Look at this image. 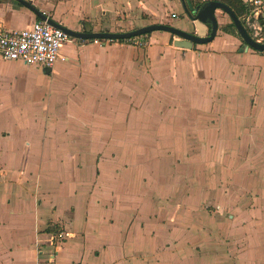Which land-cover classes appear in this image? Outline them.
<instances>
[{"label": "crops", "instance_id": "crops-1", "mask_svg": "<svg viewBox=\"0 0 264 264\" xmlns=\"http://www.w3.org/2000/svg\"><path fill=\"white\" fill-rule=\"evenodd\" d=\"M26 1L55 23L75 32L91 28L92 32L123 33L153 24L172 25L170 16L174 15L165 8H153L154 0ZM242 1L248 3V0ZM261 1L264 4V0ZM177 2L183 6L181 0ZM170 9L173 11L174 8ZM218 12L221 11H215L216 19ZM36 21L39 19L33 13L15 1L0 0V31L29 29ZM259 22L251 19L248 25L254 30ZM224 23L225 20L222 26ZM222 26H219L212 42L193 46L191 50L174 47V38L168 33L153 32L142 37L145 39V49H99L93 46L95 44L92 40L79 42L72 39L80 45L77 46L72 40L66 42L60 50L65 61L57 62L52 69L0 59V141L6 145L8 153L13 151L11 143L15 140V134L28 133L22 126L35 117L40 122L45 118L47 121L52 119L53 125L58 124L63 129H48V133L42 132L43 135L74 137L47 145L48 136L43 140L25 136L20 145L25 152L18 158V163H13L12 158L0 162V264H166L161 256H168L167 253H171V258L180 264L185 263L189 258V248L194 246L190 243L183 245L180 238L182 233L189 234V210L158 209L169 215L168 222L177 225L179 229L175 234L171 233L172 238L168 236L163 245L154 250L147 241L141 246L138 231L147 222H154L151 217V220H147L142 215L153 211L149 209L151 202L141 208L138 191L128 193L136 197L137 205L127 220L129 222L124 224L118 215L123 210L122 204L127 202L119 200L124 195L115 185L116 179L122 174L116 170H121L122 166L116 161L110 167L104 164L98 188L92 181L95 161L87 164L85 153L94 148L96 142H93V138L97 136V127L101 132L99 136L109 134L106 126L101 129L100 124L93 123V119L113 118L120 125L118 128L110 127V135H113L118 130L122 133L124 130L133 131L137 128L133 124L134 120L155 119L157 115L163 114L160 111L154 114L140 111L137 107H141V104L147 109L156 104L160 108L171 106V109L177 105L178 109L182 104L186 110L189 104L198 110L205 106L209 97L215 95L202 88L205 79L219 83L217 87L223 79L230 83L228 94L233 100L231 108L241 111H236L233 119L243 118L247 122L245 127L237 128L240 130L238 133L230 132V150L253 153L245 164L257 169V183H264V53L251 49L240 53L242 41L224 33ZM177 29L188 31L187 28ZM252 35L257 41L264 42L262 36L255 38L258 32ZM198 50L203 52L197 55ZM78 57L79 64L75 63ZM95 60L99 63L95 64ZM160 89H166L169 93L174 89L175 101L172 96L161 98L156 95ZM178 94L189 95L190 102L185 103L177 97ZM77 97L81 104L75 106L79 100ZM83 103L87 106L99 103L101 112L91 111L87 106L83 107ZM111 103H117V106L107 116L106 105ZM19 104H23L24 109L19 108ZM33 104H43V109L48 110L47 115L53 113L52 116H43L41 120L36 114L27 113L25 106ZM121 104H125V110L120 109ZM69 106L75 107L70 111ZM177 109H173L174 112ZM11 112L16 114L14 118L9 117ZM43 113L45 115L46 111L43 110ZM85 116L90 117L89 120ZM80 137L84 138L82 143ZM58 144L66 146L63 150L67 151L66 156L72 161L73 169L79 176L60 179L53 173V169L59 167L55 160L48 164L36 160L32 162L35 165L27 166L28 148L36 147L41 153L44 147L54 146L52 148L61 151ZM210 145L211 150H216L220 143L215 141ZM77 151L84 156L80 162L75 155ZM79 163L83 165V170L78 169ZM87 169L90 179H87ZM61 188H64L70 199L66 207L59 204ZM40 198L49 201L45 208ZM154 205L157 207L158 203ZM263 213L257 219H253V211L244 213V223L240 224L241 229L238 230L243 233L241 240L236 238L235 233L225 237L228 248L226 253H231L228 256L230 264H264ZM152 218H157V214L153 213ZM155 233L152 231L151 235ZM255 233L260 235V254L252 252V247H255L252 234L255 236ZM241 248L244 249L243 254H238Z\"/></svg>", "mask_w": 264, "mask_h": 264}, {"label": "rangeland", "instance_id": "rangeland-1", "mask_svg": "<svg viewBox=\"0 0 264 264\" xmlns=\"http://www.w3.org/2000/svg\"><path fill=\"white\" fill-rule=\"evenodd\" d=\"M154 1V4H152L153 8L161 10L165 8L170 14L174 13V17L176 16V18L170 16L172 25L169 26L187 28L188 31L186 32H193L191 21L186 17L184 7L178 4V0H167L168 3L164 0ZM170 8H174L173 11ZM217 15L219 26H222L223 20H225L224 25L230 23L229 17L224 13L218 12ZM246 25L247 27L249 26L247 21ZM248 29L254 34L255 30L251 26ZM260 36L264 37L262 30L258 32L255 38ZM72 41L77 46L80 45L78 41ZM93 46L99 49L116 47L122 50L145 49L146 47V45L141 48L112 45L106 47ZM201 52L203 51L198 50L196 54L198 55ZM75 63H80V57ZM94 63L97 64L99 62L95 60ZM203 84L204 87L202 88L216 95L209 97L205 102V106H201L202 108L200 107L197 110L188 104L186 110L182 104H180L178 109L177 105H174L171 109V106H162L160 108L156 104L155 107L147 109V107H143L144 104H141V107H137L140 111L143 110L145 113L153 114L160 111L163 114L161 116L157 115L155 119L140 118L137 121L134 120L133 124L137 128H134L131 132L124 130L122 133L121 130H118L113 135H110V127L120 126L117 125L113 118L107 117L106 120L103 118L99 120L93 119V123L96 125L100 124L99 127L101 129L106 126L109 134L99 136L101 132L97 127L98 131L95 132L97 136L93 138V142H96L93 144L94 148L86 151L85 155L87 164L95 161L92 181L94 182L93 185L98 188L100 187L99 179L104 169V164L110 167L112 162L116 161L120 164L119 166H122V168L120 167L121 170H116L117 173L121 171L122 174L119 179H116L115 185L119 192L124 195H121L122 197L119 200L124 199L127 204H122L123 210L119 212L120 214H116H119L118 216L124 224L129 222L127 220L132 216L137 205L136 197L130 196L128 193L133 190L138 191L141 208H143L144 204L153 202V204H149V209L153 211L142 214L145 219H153L154 222H147V225L138 231L141 246H143L144 241H147L154 250L158 246L163 245L164 240L168 236L172 238L171 233L175 234L174 232L179 229L177 225L175 226L173 223L168 222L169 215L165 212L161 213V210L158 209L184 210L187 208L189 210L188 221H190L189 234L185 235V233H182L180 238L183 245L190 243L194 246L192 248L188 247V251L191 254L188 252L189 258L183 264H230L228 256L231 253L229 255L226 253L228 248L226 247L227 239L225 237L228 234L232 235L235 233L236 238L241 240L243 233L238 232V230L241 229L240 224L244 223L242 222V219H245L244 213L253 211L255 213L253 219H257V216L264 211V183H257L258 170L245 164L246 159H249L253 153L230 150V145H232L230 132L238 133L240 130L237 128L245 127L247 124L243 118L233 119V115L238 109L231 108L233 100L230 99V94H228V84L230 83L227 79H223L220 86L217 87L219 83L215 84L211 79H205ZM159 91L156 95L161 98L163 96H172L173 100L176 98L174 89H171V93L166 89H160ZM181 96L177 95L185 103L190 102L191 97L189 95ZM78 99L75 106L81 104L80 98ZM177 102L179 101L177 100ZM22 105L19 104V108L24 109ZM75 106H69L68 109L71 111ZM86 106L83 103V107ZM100 106L99 103H91L87 107L91 111L100 113ZM116 106L117 103L106 105L107 116L115 110ZM121 106L122 108L120 109L125 110V104H121ZM25 109L27 113H34L41 120L43 116L48 117L49 115L50 117L53 114L49 113L47 115L48 110L47 108L43 109V104L27 105ZM154 109H156L155 112ZM173 109L177 110L174 112ZM43 110L46 111L45 115ZM194 110H196V113H194ZM238 112L241 113V111ZM14 115L16 114L11 112L9 117L14 118ZM85 117L86 120L90 118ZM182 117L184 119H181ZM52 122V119L47 121L46 118L43 122H40L36 117L25 122L22 128L27 130L28 133L15 134V140L11 143L13 147L11 154L8 153L6 145L0 141V162L8 161L9 158H12L13 163H18V158L22 157L24 151L20 147L22 144L21 139L26 138L25 136L37 140L45 139L48 136L47 145L60 143L62 139L71 140L74 138L73 136L43 135V133H48V129L63 130L60 125H53ZM168 129L170 130L168 131ZM234 129H236L235 132ZM183 134H187V136H183ZM80 139L82 143L84 138L80 137ZM215 141H218L220 146L216 150H211L210 144ZM17 142L18 144L16 145L15 143ZM28 142H31V140L28 139ZM105 144H108V146ZM58 145L61 151L52 148L54 146L44 147V149L40 150L41 153L37 151L36 147L28 148L26 158L31 163L28 165L27 162V166L35 165L32 162L36 160H41L43 164H48L51 160H55L59 163V167L53 169L54 175L65 180H68L71 176H79L73 169L72 161L66 156L67 151L63 150L66 146ZM70 155L72 156V153ZM75 155L79 162L82 161L84 157L82 152L77 151ZM60 159H62V162ZM78 165V169L83 170V165L81 163ZM45 167H48V165ZM87 170V179H90L89 169ZM92 191L95 190L93 189ZM48 202V200L44 201L41 199L43 208ZM69 203L70 199L66 196L64 188H61L59 191V204L62 207H66ZM156 203H158L157 207L154 205ZM153 213L157 214V218H152ZM232 223L237 226H233ZM152 231H156L154 236L151 235ZM253 234L255 247H252V252L255 251L260 254V235L255 233L254 236ZM222 241L225 242L223 243ZM201 246L203 248L199 249L198 247ZM243 251V248L239 249L238 254H243ZM167 255L163 254L161 256L166 264H180L175 258H171V253H167Z\"/></svg>", "mask_w": 264, "mask_h": 264}, {"label": "water", "instance_id": "water-1", "mask_svg": "<svg viewBox=\"0 0 264 264\" xmlns=\"http://www.w3.org/2000/svg\"><path fill=\"white\" fill-rule=\"evenodd\" d=\"M22 7L28 9L33 15L41 21H46L50 26L60 29L71 39L78 40L79 42L91 41L94 39H115L124 40L133 37H140L153 32H165L170 34L174 39L172 45L176 48L191 50L193 46L204 45L212 42L219 30V24L215 16V11L220 10L222 13L227 15L230 21L233 23L237 34L242 41V48L239 52L242 53L248 49L264 53V43L257 41L251 37L241 22L238 20L236 15L226 5L219 2H207L201 7L193 8L189 0H185L188 10L185 8L183 3L186 17L191 21L192 29L194 34L186 32L175 27L166 24H153L131 31L123 33H110V32H92L91 28L87 31L75 32L61 25L55 23L53 20L48 18L46 15L41 13L32 3L26 0H13ZM208 26L210 27V33L207 35ZM262 29V27H261Z\"/></svg>", "mask_w": 264, "mask_h": 264}, {"label": "built area", "instance_id": "built-area-1", "mask_svg": "<svg viewBox=\"0 0 264 264\" xmlns=\"http://www.w3.org/2000/svg\"><path fill=\"white\" fill-rule=\"evenodd\" d=\"M247 6L249 9L248 23L251 19L259 21L264 18V4L261 0H248ZM254 30L261 31L260 24ZM71 40L60 29L50 26L46 21L39 20L34 22L29 29L0 31V59L52 69L57 62L65 61V58L60 55V50L66 42ZM92 42L99 47L112 45L141 48L145 46V40L141 36L124 40L94 39Z\"/></svg>", "mask_w": 264, "mask_h": 264}, {"label": "trees", "instance_id": "trees-1", "mask_svg": "<svg viewBox=\"0 0 264 264\" xmlns=\"http://www.w3.org/2000/svg\"><path fill=\"white\" fill-rule=\"evenodd\" d=\"M182 3L185 4V8L188 10V6L186 5L185 0H181ZM219 2V3H223L224 5H226L230 10L233 11V13L236 15V17L238 18V20L241 22V24L243 25V27L245 28V30L247 31V33L252 36L251 31L248 29L247 25H246V21L247 18L249 17V9L247 4H245L242 0H189L191 6L193 8L195 7H201L202 5H204L207 2ZM260 22V26L262 27V31L264 32V18L259 20ZM224 33L226 34H230L233 35L237 38L240 39L239 35L236 32V29L233 25V23L230 21V23L222 26L221 29ZM149 35V34H147ZM147 35H144L147 36ZM241 40V39H240Z\"/></svg>", "mask_w": 264, "mask_h": 264}, {"label": "flooded vegetation", "instance_id": "flooded-vegetation-1", "mask_svg": "<svg viewBox=\"0 0 264 264\" xmlns=\"http://www.w3.org/2000/svg\"><path fill=\"white\" fill-rule=\"evenodd\" d=\"M209 33H210V27L208 26L207 35H209ZM192 34H194V32H192Z\"/></svg>", "mask_w": 264, "mask_h": 264}]
</instances>
